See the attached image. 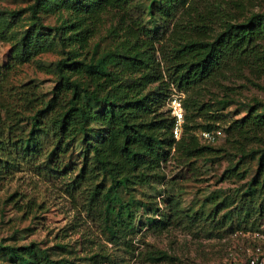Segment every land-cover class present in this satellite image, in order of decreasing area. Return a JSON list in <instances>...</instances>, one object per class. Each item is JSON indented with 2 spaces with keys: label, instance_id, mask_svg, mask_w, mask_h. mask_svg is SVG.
<instances>
[{
  "label": "trees",
  "instance_id": "obj_1",
  "mask_svg": "<svg viewBox=\"0 0 264 264\" xmlns=\"http://www.w3.org/2000/svg\"><path fill=\"white\" fill-rule=\"evenodd\" d=\"M134 2L33 0L10 10L9 18L0 14V32L23 11L32 18V28L23 29L12 44L15 60H28L56 44L61 50L46 96L36 85L3 89L0 84V174L24 160L65 172L61 156L81 142L82 162L71 185L87 183L111 236L124 238L135 229L136 213L122 191L131 194L135 184L157 181L172 149L184 158L214 153L218 138L205 141L196 132L214 129L220 120L203 99L206 84L234 69L264 72V0L206 1L201 8L199 0H149L145 11L137 12ZM49 10L69 15L50 25L42 20ZM107 15L115 20L108 27L111 45L103 46L92 39ZM165 23L170 24L166 35L159 31ZM171 84L185 93L178 139L168 107ZM251 122L264 125V102L255 100L225 129L230 134ZM93 124L102 133L95 136ZM235 148L239 158L256 153L257 172L264 174V144L246 150L239 141ZM152 223L163 226L166 216ZM0 249L9 252L13 264H81L52 258L32 242H0ZM146 254L152 262L169 256L163 250Z\"/></svg>",
  "mask_w": 264,
  "mask_h": 264
},
{
  "label": "rangeland",
  "instance_id": "obj_2",
  "mask_svg": "<svg viewBox=\"0 0 264 264\" xmlns=\"http://www.w3.org/2000/svg\"><path fill=\"white\" fill-rule=\"evenodd\" d=\"M32 1L0 0V14L9 18L10 10L24 9ZM148 1L135 0L134 12L145 11ZM206 1L214 0H199L198 7ZM68 15L65 10H49L42 13V20L57 25ZM114 20L104 16L92 41L111 45L108 27ZM31 22L29 12L23 11L17 22L0 32V84L3 89L11 84L36 85L46 96L54 84L52 64L60 56V46L24 61L13 57V42L23 29L32 28ZM168 28L165 23L159 31L166 35ZM203 99L220 118L216 128L222 134L212 144L214 153L184 158L172 149L157 181L135 184L132 195L122 191L121 197L129 199L136 213L135 229L125 238L111 236L99 199H91L87 183L71 185L82 162L78 141L61 156L62 164L67 163L65 172L24 160L0 174V242L36 243L52 258L67 257L81 264L241 263L252 241L249 231L264 229V174L257 172L256 153L239 158L235 146L239 141L246 150L262 146L264 125L251 122L230 134L225 127L255 100L264 102V72L231 70L219 82L206 84ZM92 128L95 136L102 133H97L98 124ZM163 216V226L152 223ZM147 250H163L169 256L152 262ZM0 264H13L7 250L0 249Z\"/></svg>",
  "mask_w": 264,
  "mask_h": 264
},
{
  "label": "built area",
  "instance_id": "obj_3",
  "mask_svg": "<svg viewBox=\"0 0 264 264\" xmlns=\"http://www.w3.org/2000/svg\"><path fill=\"white\" fill-rule=\"evenodd\" d=\"M185 93L174 84L170 86L168 98L169 112L173 117L172 133L178 139L184 122ZM222 134L221 129H200L198 135L205 141H215ZM252 241L246 247L245 259L239 264H264V230L249 231Z\"/></svg>",
  "mask_w": 264,
  "mask_h": 264
}]
</instances>
